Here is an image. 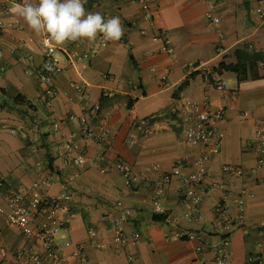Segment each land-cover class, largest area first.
Returning a JSON list of instances; mask_svg holds the SVG:
<instances>
[{"label":"crops","instance_id":"crops-1","mask_svg":"<svg viewBox=\"0 0 264 264\" xmlns=\"http://www.w3.org/2000/svg\"><path fill=\"white\" fill-rule=\"evenodd\" d=\"M94 1L84 5L86 10L100 12L105 19L119 17L122 38L107 41L101 34L94 42L54 43L63 63L54 76L40 70L43 33L37 35L13 13L18 22L0 28V182L4 183L0 190L5 194L27 191L46 174L51 176L44 187L48 193L58 194L65 185L73 188L74 215L55 241L57 245L71 242L62 249L61 264H191L197 255L196 242L180 239L178 231L208 230L216 204L226 195L229 215L235 220L229 235V264H246L259 239L257 225L264 221V170L256 168L251 145L254 123L264 117V62L255 79L238 81L232 72L221 74L228 87L237 91L228 99L220 97L203 73L212 72L223 60L235 62L238 49L264 51V18L257 12L261 0H149L154 24L137 0ZM210 1L215 4L219 29L207 20ZM14 4L20 3L0 0V8L11 9ZM160 30L169 38L172 53L162 50V39H153ZM185 80L189 84L179 88ZM104 90L117 93L104 97ZM17 92L31 102L34 114L22 99L17 102ZM205 95L210 96L212 107L223 104L228 112L219 123L224 131L220 153L208 162L205 182L212 188L200 206L201 217L174 218L189 206L181 197L183 185L174 177L162 201L173 218L167 223L155 221L152 189L143 181L127 184L118 163H130L145 179L170 171L180 156L188 159L182 171L194 170L193 160L204 146L185 141L182 116L190 111L185 100L201 102ZM128 98L134 100L133 114L127 108ZM39 104L44 105L41 115ZM95 105L100 106L99 116L111 111L109 137L103 143L79 133L82 114ZM242 111H248V117L243 118ZM152 115L145 133L137 120ZM91 121L97 125L98 118ZM70 132L76 133L78 145L72 154L82 152L87 158L79 165L57 155L59 143ZM49 157L52 171L47 167ZM154 164L159 171H154ZM227 165L234 168L228 170ZM106 211L126 215L123 226L128 238L122 242L115 241L114 227L103 218ZM134 233L139 235L135 244L129 240ZM99 242L107 247L101 248ZM2 245L8 254L0 264H12L17 250L38 248L17 226L6 225L0 211Z\"/></svg>","mask_w":264,"mask_h":264},{"label":"built area","instance_id":"built-area-1","mask_svg":"<svg viewBox=\"0 0 264 264\" xmlns=\"http://www.w3.org/2000/svg\"><path fill=\"white\" fill-rule=\"evenodd\" d=\"M18 3L29 2L28 0H15ZM142 4L146 17L153 22V14L151 3L149 0H137ZM88 3L95 4V1L87 0ZM258 14L264 18V0H261L257 6ZM8 17V21L4 18ZM207 20L217 29L220 27L218 17L215 13V4L210 1L207 10ZM18 22L9 8H0V28L13 26ZM153 39H162L164 45L162 50L168 53L173 52V48L169 45V38L164 31H158ZM224 41L223 33L220 34V42ZM43 51V61L40 66L41 72L48 76L57 75L63 68V63L58 55L57 47L54 42L44 34L41 39ZM71 58L75 54H71ZM50 66V67H46ZM194 67L199 66L193 64ZM204 77L212 87L219 93L222 99H228L231 95L235 97L237 91L228 87L226 79L218 72L212 71L203 73ZM78 91H82V86L76 85ZM47 93L53 92L48 89ZM117 92L113 90H104V97H112ZM190 111L182 116L183 133L185 141L190 145H203L204 150L193 160L194 170L190 172L182 171L188 165L186 156H180L176 159L174 167L170 171L162 172L157 178H147L134 170L133 166L126 162L120 161L118 167L120 172L129 185L139 184L142 181L145 186L153 191V212L155 214H163L165 218L163 222H170L173 216L167 215L163 206V197L166 194V186L169 185L174 177L178 178L183 187L180 189L183 202L188 204V208L182 213L177 214L174 218L189 219L193 217H201V204L204 197L210 192L212 185L205 182L208 172V162L210 159L218 155L221 149V143L224 138V131L220 128L219 123L224 120L228 107L219 104L215 107L211 106V98L205 95L201 102L196 100H185ZM100 106L95 105L92 109L86 110L80 118L79 133L90 139H94L99 143H103L109 137L108 120L111 115L110 110L103 112L99 116ZM243 118L248 117V111H242ZM98 118L97 125L92 123V118ZM154 116L137 120L147 133L146 129L149 121ZM54 126L59 128L60 124L55 123ZM254 138L251 141L252 148L256 154V168L264 170V117L258 118L253 126ZM76 133L70 132L58 145L57 155L60 157H69L74 165H79L87 159L82 152L76 155L72 153L77 150L78 145L74 138ZM35 149V147H31ZM234 168V167H233ZM227 165L226 169H233ZM154 171H159V165H153ZM51 182V176L46 174L42 179L34 181L31 188L27 191H15L11 194H5L0 190V211L4 212V222L6 225L17 226L21 234L26 239H32L38 248L27 249L22 248L13 253L14 262L12 264H61L63 262L62 249L71 242H63L56 244V237L61 228L67 226L71 221L74 212L72 209V201L74 190L71 186L65 185L62 192L58 194L48 193L44 187ZM0 182V187H1ZM246 193V189H242ZM241 204L243 199L239 201ZM103 218L109 221L114 227V239L122 242L128 238L123 224L127 221L124 213L114 215L106 211ZM235 228V220L230 217L227 208V196L225 195L216 204V214L209 229L206 231L195 230L191 228H183L178 231L177 235L180 239L195 241V251L197 255L191 264H229L231 252L229 246V235ZM91 235L96 232L92 230ZM257 235L259 239L256 243L255 251L251 252L247 258L246 264H264V221L257 225ZM133 244L139 241L138 233H134L130 237ZM98 246L106 248V242H99ZM8 254L5 246H0V259ZM50 259V260H49ZM130 259V257H129Z\"/></svg>","mask_w":264,"mask_h":264},{"label":"clouds","instance_id":"clouds-1","mask_svg":"<svg viewBox=\"0 0 264 264\" xmlns=\"http://www.w3.org/2000/svg\"><path fill=\"white\" fill-rule=\"evenodd\" d=\"M86 2L39 0L38 4H14L9 11L22 18L37 35L46 34L57 45L85 39L94 42L101 34L107 41L120 40L124 33L120 18L105 19L100 12H89Z\"/></svg>","mask_w":264,"mask_h":264},{"label":"trees","instance_id":"trees-1","mask_svg":"<svg viewBox=\"0 0 264 264\" xmlns=\"http://www.w3.org/2000/svg\"><path fill=\"white\" fill-rule=\"evenodd\" d=\"M94 1V0H90ZM90 3H88L86 6H89ZM236 55V61L235 62H226L221 61L219 64L213 68V71H216L220 74L223 72H232L236 75L238 81H243L247 78H258L260 74V66L264 62V51H249L246 48L238 49L235 52ZM189 84V80H185L179 88H183L186 85ZM14 98L18 101L22 99V102H25V105L28 106L29 109H31L32 104L29 100L26 99L25 95L21 92H17ZM20 99V100H19ZM133 102L134 100L131 98H128L127 101V108L129 109L130 114H133ZM29 109L26 108V110L29 111ZM23 114V110L20 112ZM47 167L52 171L53 164H52V158L49 157L47 161ZM3 185V181L1 182ZM2 186V185H1ZM153 220L155 221H161L163 222L165 215L163 214H155L152 215Z\"/></svg>","mask_w":264,"mask_h":264},{"label":"rangeland","instance_id":"rangeland-1","mask_svg":"<svg viewBox=\"0 0 264 264\" xmlns=\"http://www.w3.org/2000/svg\"><path fill=\"white\" fill-rule=\"evenodd\" d=\"M39 106H40V104H39ZM25 107H26L27 109H29L27 105H25ZM29 112H30L31 114H34V113H35L34 111H32V110H30V109H29ZM38 113H39V115H41V113H44V105H43V104H41V106H40V111H39Z\"/></svg>","mask_w":264,"mask_h":264}]
</instances>
